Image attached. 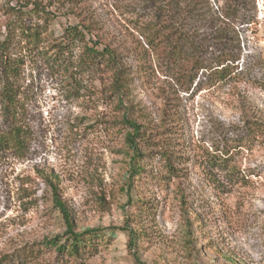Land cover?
Returning <instances> with one entry per match:
<instances>
[{
	"label": "rangeland",
	"instance_id": "obj_1",
	"mask_svg": "<svg viewBox=\"0 0 264 264\" xmlns=\"http://www.w3.org/2000/svg\"><path fill=\"white\" fill-rule=\"evenodd\" d=\"M33 1L0 0V131L24 130L21 150L0 151V264H264V136L248 132V121L264 124V0L235 2L248 18L223 40L241 56L235 64L242 74L232 82L170 58V40L157 51L148 45L156 0H40L48 20L30 11ZM228 4L234 1L182 2L187 22L208 39L206 59L213 52L207 22ZM196 12L206 19L197 22ZM17 15L24 25L40 24L48 42L32 49L21 43L10 33ZM76 24L90 44L116 51L125 102L159 142L144 151V176L131 189L124 135L108 130L114 107L93 95L100 80L81 76L75 93L45 49ZM6 61L17 75H8ZM8 82L16 90L15 118L4 107ZM165 150L176 156V175L158 153ZM212 155L231 164L212 165ZM54 184L75 230L100 232L78 254L61 248L69 234ZM131 198L142 200L139 214Z\"/></svg>",
	"mask_w": 264,
	"mask_h": 264
},
{
	"label": "trees",
	"instance_id": "obj_2",
	"mask_svg": "<svg viewBox=\"0 0 264 264\" xmlns=\"http://www.w3.org/2000/svg\"><path fill=\"white\" fill-rule=\"evenodd\" d=\"M186 0H156L158 3L155 12V19L146 25L148 34H146L148 45L155 51L164 43L165 39L170 40L168 56L173 60H186L192 63L196 70H206L217 81L229 82L238 79L242 72H236L238 68L236 62L240 59V53L235 45H226L223 40L227 37L226 33L235 29L237 21H246L247 16L239 9L234 1V5H227L225 10H217L212 15L211 21L207 22L210 28L213 29V34L210 38L213 39V52L209 58H205L203 50L205 48L206 39L203 28L191 26L187 22L190 18V12L186 8H182V2ZM34 7L30 10L44 20L50 19L49 12L43 6L40 0H34ZM205 14L196 12L194 19L197 22H202ZM249 22V20H248ZM201 27H204L201 25ZM17 31L20 34H17ZM44 29L40 24L35 26L24 25L22 16L17 15L16 23L10 27V33L14 36H20V42L24 43L27 48H39L45 41L43 36ZM164 32L167 33L166 37ZM16 33V35H15ZM208 38V37H207ZM211 39V40H212ZM47 50L54 51L53 60L58 67L67 74L73 81L75 93H80L82 81L81 76L93 75L95 79L100 80L101 88L93 94L98 101L111 104L115 110V118L108 121L109 129H117L124 135V144L126 147L125 154L129 160L130 184L129 189L133 188L134 184L141 180L146 170L143 163L144 151L153 146L159 145L158 141L150 140L146 136V132L142 130L140 124L133 114V107L126 104L124 95L127 90V80L124 70L119 66L116 51L111 46L98 47L97 43L90 44V40L86 39V32L81 25H70L64 29L63 35L48 47ZM45 46V47H46ZM79 50V54H76ZM193 56V62L190 57ZM195 56V57H194ZM210 61L208 64L206 61ZM6 70L8 75L18 74L17 65L10 61H6ZM80 77V78H79ZM264 86V84H261ZM4 103L6 112L13 118V110L17 107L16 90L10 82L4 90ZM248 132L251 135L264 136V124L254 120L248 121ZM24 130L19 126L10 127L7 131H0V151L9 148L21 150L24 145L23 139ZM164 133V130L159 134ZM165 143H170L168 138L162 139ZM151 143V144H148ZM148 144V146H147ZM161 159L164 161L165 168L168 172L177 174L174 164L175 154L165 150L158 152ZM212 165L229 166L231 164L230 157H222L212 155L209 158ZM55 202L63 214L67 226L69 241L68 244L62 245V249L71 251L73 254H78L81 247L85 243L98 235V229H92L84 232H77L73 223L71 213L67 207V203L61 198L60 188L58 184L53 187ZM132 198H131V202ZM132 208L139 214L142 210V200L137 199ZM133 217V216H132ZM136 217V216H135ZM130 216V221H131ZM137 219V218H136ZM54 243H56L54 241Z\"/></svg>",
	"mask_w": 264,
	"mask_h": 264
}]
</instances>
